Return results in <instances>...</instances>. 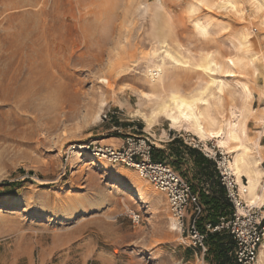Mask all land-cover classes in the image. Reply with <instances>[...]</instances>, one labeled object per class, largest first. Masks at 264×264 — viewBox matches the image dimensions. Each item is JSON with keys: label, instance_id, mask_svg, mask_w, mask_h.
<instances>
[{"label": "rangeland", "instance_id": "1", "mask_svg": "<svg viewBox=\"0 0 264 264\" xmlns=\"http://www.w3.org/2000/svg\"><path fill=\"white\" fill-rule=\"evenodd\" d=\"M255 5L0 0V264L213 262L210 241L202 254L168 227L164 192L86 145L125 132L147 136L153 124L144 120L145 98L155 92L149 80L163 65L186 93L210 76L219 80L213 109L224 120L233 106L237 113L250 108L247 135L264 149V2ZM162 39L184 63L165 54ZM204 55L217 61L210 70L200 66ZM202 203L206 221L212 208Z\"/></svg>", "mask_w": 264, "mask_h": 264}, {"label": "built area", "instance_id": "2", "mask_svg": "<svg viewBox=\"0 0 264 264\" xmlns=\"http://www.w3.org/2000/svg\"><path fill=\"white\" fill-rule=\"evenodd\" d=\"M103 116L106 117L107 113ZM91 144V150L98 158L136 169L142 177L164 192L177 230L186 235L189 244L202 254L207 251V233L224 231L230 233L234 240L231 255L237 264H258L259 246L264 239V201L252 203L242 197L239 183L228 166V152L218 147L215 149V146H210L206 151V156L214 161L230 205L229 212L220 215L217 223L212 224L208 220L202 221L204 204L188 180L166 160L152 157L153 144L147 136L126 134L120 145L89 142L87 148ZM193 144L197 146L202 143L194 141ZM242 181L246 182L247 178L242 176ZM130 216L133 222H138L139 214L131 213Z\"/></svg>", "mask_w": 264, "mask_h": 264}, {"label": "bare ground", "instance_id": "3", "mask_svg": "<svg viewBox=\"0 0 264 264\" xmlns=\"http://www.w3.org/2000/svg\"><path fill=\"white\" fill-rule=\"evenodd\" d=\"M226 1L230 2V0ZM263 2L256 0V9L261 8ZM196 26L201 33H206V26L200 23H196ZM163 43L166 47L163 50L167 56L175 62L184 63L179 53H175L176 51L172 53L171 45L169 46L168 42L163 40ZM214 60L207 55L202 63L200 62V66L210 70L211 64L217 63ZM152 72L154 73L152 78L148 77L155 92L152 96L145 98L146 107L145 114H143L147 125L151 126L159 117H166L176 127L184 126L191 129L204 142L206 139L214 140L221 149L230 153L228 166L239 183L242 197L252 203H259L260 200H264V183L263 185L260 184L262 182L261 176L264 173L261 167L264 160V149L258 140L253 141L247 135L245 121L247 123L250 108L243 106L237 113L238 110L236 111V107L233 106L230 108L229 116L221 120L220 117L222 116L219 117L216 113L217 110L213 109L215 103H213L212 98L216 94L217 97H220L223 92V84L215 77L210 76V81L196 89L194 88L193 93H186L169 82L163 65H155ZM212 84H215V93L210 89V85L214 86ZM243 95L246 101L252 96L251 90L246 86H244ZM242 175L247 178L246 182L241 180ZM259 185H261L260 190H258ZM168 227L172 230L177 229L174 218L169 222ZM257 260L258 264H264V240L259 247Z\"/></svg>", "mask_w": 264, "mask_h": 264}, {"label": "crops", "instance_id": "4", "mask_svg": "<svg viewBox=\"0 0 264 264\" xmlns=\"http://www.w3.org/2000/svg\"><path fill=\"white\" fill-rule=\"evenodd\" d=\"M160 118H164L167 121L165 123H163V121L159 122ZM160 118L145 131L148 138L152 141L153 149H162L158 154L160 159H170L173 164L178 167V170L182 172L181 175L188 180L194 191L199 193V190L202 189L206 193H212L213 191L218 192L219 188H221L223 197L226 200L224 188L219 181L214 161L206 156V151L210 149L207 142L205 143L191 129H187L184 126L176 127L172 125L170 120L166 117ZM126 133L128 132L123 133L120 137L107 138L106 142L108 144L120 145ZM187 134H189V136H187ZM174 137H176L178 141H172ZM194 141H200L202 144L194 146ZM188 145L197 149L196 155L204 162L203 168L195 162L194 155L189 153L187 148ZM207 165L211 171H207ZM263 175L264 173L261 176V185L264 183ZM261 185L258 186V190H260Z\"/></svg>", "mask_w": 264, "mask_h": 264}, {"label": "trees", "instance_id": "5", "mask_svg": "<svg viewBox=\"0 0 264 264\" xmlns=\"http://www.w3.org/2000/svg\"><path fill=\"white\" fill-rule=\"evenodd\" d=\"M172 141H178L176 137ZM171 145V143H170ZM188 151L195 157V162L204 167V162L197 157L195 147L188 145ZM162 149H153L152 157L154 159H160L158 156ZM175 165V164H174ZM207 171H211L207 165ZM200 199L203 200L206 206L212 208L208 213V221L212 224H216L220 215H225L229 212V203L224 199L221 188L218 192L213 191L212 193H206L204 190H199ZM201 200V201H202ZM201 226V224H200ZM210 241V247L208 248L209 253L213 254V262L211 264H237L231 255L233 249L234 240L228 232H208L206 242Z\"/></svg>", "mask_w": 264, "mask_h": 264}, {"label": "snow or ice", "instance_id": "6", "mask_svg": "<svg viewBox=\"0 0 264 264\" xmlns=\"http://www.w3.org/2000/svg\"><path fill=\"white\" fill-rule=\"evenodd\" d=\"M200 2L203 4L204 3V0H200ZM155 55V54H154ZM230 62H232V61H230Z\"/></svg>", "mask_w": 264, "mask_h": 264}]
</instances>
